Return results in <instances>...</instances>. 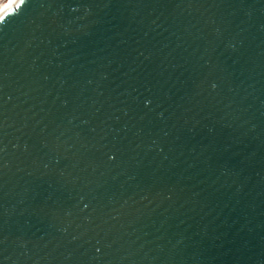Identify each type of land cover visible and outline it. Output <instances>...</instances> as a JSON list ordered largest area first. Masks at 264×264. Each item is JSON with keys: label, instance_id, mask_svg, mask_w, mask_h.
Masks as SVG:
<instances>
[{"label": "water", "instance_id": "water-1", "mask_svg": "<svg viewBox=\"0 0 264 264\" xmlns=\"http://www.w3.org/2000/svg\"><path fill=\"white\" fill-rule=\"evenodd\" d=\"M0 264H264V0L4 12Z\"/></svg>", "mask_w": 264, "mask_h": 264}, {"label": "bare ground", "instance_id": "bare-ground-1", "mask_svg": "<svg viewBox=\"0 0 264 264\" xmlns=\"http://www.w3.org/2000/svg\"><path fill=\"white\" fill-rule=\"evenodd\" d=\"M17 0H10L6 5H4L3 9L0 11V16L6 12L8 9L15 6Z\"/></svg>", "mask_w": 264, "mask_h": 264}, {"label": "built area", "instance_id": "built-area-1", "mask_svg": "<svg viewBox=\"0 0 264 264\" xmlns=\"http://www.w3.org/2000/svg\"><path fill=\"white\" fill-rule=\"evenodd\" d=\"M10 0H0V11L3 9L4 5H6Z\"/></svg>", "mask_w": 264, "mask_h": 264}]
</instances>
